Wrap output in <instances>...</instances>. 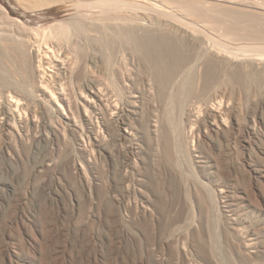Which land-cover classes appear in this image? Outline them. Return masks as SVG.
<instances>
[{
    "label": "rangeland",
    "instance_id": "1",
    "mask_svg": "<svg viewBox=\"0 0 264 264\" xmlns=\"http://www.w3.org/2000/svg\"><path fill=\"white\" fill-rule=\"evenodd\" d=\"M39 1L0 0V10L10 17L16 16L25 28L29 27L27 30L33 29L35 31L31 32L41 33L46 26L53 24L62 3L61 0H43L45 4L47 2V6L51 3V7L44 5L45 8L42 5L43 8H36L39 11L35 9L31 12L28 5ZM158 1L192 19L207 21L212 37L211 47H221L222 51L227 54L229 52L230 55H240L237 54L239 52H242L241 55H248L250 53L247 51L256 47L260 53H264V9H254L255 6L264 8V0H228L234 4L245 3L246 7L240 6L241 8L199 0ZM52 4H57L58 7ZM1 11L0 16L4 19L0 18V22L5 24L7 16L4 17ZM143 38L142 41H136V44L135 39L130 41L133 48L137 46L134 49L138 51L141 59V66L134 76L137 84H141L142 77L149 78L160 89L158 96L156 95L160 100L156 99L162 107L158 106L157 115L163 122L164 129L160 147H150L146 141L141 144L146 149V161L143 162L142 174H135L133 177L143 180L142 186L137 184V187L143 189V196L151 198L157 208L160 209L161 206V212L164 214V217H161L162 224L160 221L159 227L157 225L156 228L150 219L138 217L128 207L129 200L133 198L128 199L121 189L124 184V165L120 157L117 156L111 164L101 160L91 168L88 167V180L93 183L94 193L91 200L85 182L64 168V165H61L60 175H55L51 170L34 174L35 167L42 163L45 153L57 160L54 154L76 155L74 146H68L71 151L64 145L59 148L55 146L58 153H51V150L47 149L49 144L38 143L37 129L34 131L25 124L18 128L19 134L16 131L12 136L0 129V264H154L155 259L162 258L160 253L153 255L149 250L151 247L154 249L155 240L160 235L172 238L175 234L185 233L189 225L196 226L193 227L195 239L198 237L203 246L206 245V252L211 251L209 254L218 264H264V254H261L263 257L253 259L236 253L240 241L235 235L236 232L229 229L226 223L225 216L230 215L229 208L223 207L220 211L215 196V190L218 188L219 192V185L225 181V190L232 196V208H236L243 217L254 221L253 229L259 234L260 246L264 249V75L247 76L240 68L227 66L225 63H206L198 70L192 59L193 51L190 47L183 46L182 42L174 43L160 37L156 40L155 37ZM7 40L11 41L5 39L0 42L6 43ZM9 42L3 44L5 46L0 43V72H8V76L17 77L24 70L23 66L28 59L24 58L25 54L20 52L12 41ZM105 43L98 44L107 47L108 42ZM12 45H15V48ZM110 45L109 43V47L112 46L114 51L117 49L116 52L120 49L118 42ZM121 70L126 71L127 67L123 66ZM102 78L108 81L105 76ZM116 85L118 93L121 94V88L119 89L118 83ZM222 101L234 106H230L233 109L232 115L245 127L252 124L254 118L260 119L261 123L256 126L254 132H240L239 139L237 131L226 130L227 133L224 130L217 135L215 132H209L205 139L197 143L193 162L187 151V142L190 141L186 140L187 134L198 127L208 132L204 109L208 105L219 106ZM139 104L141 105L140 98ZM140 109L142 110V107ZM185 109L193 110V115L196 114L194 116L199 119L193 117V121L191 119V122L183 123L186 121L180 114ZM144 113V122L153 119L148 118L151 117L150 113ZM188 123L192 125L189 126ZM174 131L183 133L180 139L175 138L176 134L174 137ZM190 142L192 143V140ZM38 149L41 153L39 159H36L35 153L40 151ZM109 150H114V147ZM113 183H119V188L112 187ZM59 210L64 212V216L60 225L62 231L57 234L53 227ZM178 212L179 215L185 214L179 217ZM176 219L183 222L175 224ZM174 225L177 227L174 228ZM56 254L61 257L57 263ZM167 259L166 264H181L172 251ZM195 260L200 261L197 256H194L192 261L196 262Z\"/></svg>",
    "mask_w": 264,
    "mask_h": 264
},
{
    "label": "bare ground",
    "instance_id": "2",
    "mask_svg": "<svg viewBox=\"0 0 264 264\" xmlns=\"http://www.w3.org/2000/svg\"><path fill=\"white\" fill-rule=\"evenodd\" d=\"M41 1H39L40 3L30 4L31 7L28 5L31 12L36 8H43L44 5L47 6V2H51V0H46L45 4V0ZM54 1L56 2V0ZM61 1L62 7L57 13L55 20H53V24L50 23V26L44 27V30L42 28L43 31L41 33L31 32V30L35 31L33 29L27 30L29 27L25 28L16 16L10 17L3 10H0L1 13H4V17L5 15L7 16L5 24L0 22V40L10 39L16 45V48H19L20 52L26 55H23L24 58L27 57L28 59L26 65L24 64L23 66L24 70L22 73L20 75L16 74L17 77L8 76V72L6 74L0 72V129L10 133L11 136L25 124L33 128L34 131L37 129L39 131L37 135L39 142H37L39 144H41L40 142L49 144L47 149H50L51 153H56L57 148L55 146L58 148L62 147L61 145L74 146L77 150L76 155L74 153L63 156L57 151L58 155L54 154L57 156V160L50 158L45 153L42 156V163L36 167L34 166V174L42 173L44 170H51L55 175H60L61 165H64V168L73 172V174L75 173L85 182L84 185L91 200H93L94 193L93 183L88 180V167L91 168L94 163H99L98 161L101 160H106L111 164L117 156L120 157L121 161H123L122 165H124V184L121 189L128 199L133 198L129 200L128 207L138 217L150 219L154 227L158 228L163 222L161 217H164L161 212V206L160 209L157 208L151 198L147 199L143 196V189L137 187L138 183L142 186L143 180L137 179L133 175H140L142 172L146 149L141 144L146 141L150 147L152 145L153 147L155 145L160 147V138L164 126L157 113L159 110L158 106H162L156 99L158 98L156 95L159 88L156 87L152 79H142V77L141 84L136 83L134 74L141 66V59L140 55L137 54L138 51L136 52V49H134L137 46L133 48V43L130 41L135 39L134 42L136 44V41L141 40L143 37H146L143 39L155 37V40L160 37L161 39L164 38L162 40L168 39L174 43L182 42L183 46L186 45L193 51L192 59H194L196 69L201 70L206 63H225L227 66L240 68L246 75H264V53H260L261 51L257 47L252 51H247L250 53L248 55H241L242 52L237 53L240 55H230L229 52L227 54L224 50L222 51L221 47L218 49V46L214 47L212 45L214 49L211 47L212 37L207 27V21L201 22V20L192 19L181 11H177L163 2L160 3L158 0ZM199 1L223 6L232 5L233 7H243L245 4H242L243 2L234 4L232 3L233 1L229 2L228 0ZM57 3L59 5V1ZM50 4L47 7H51L49 6ZM26 6L24 9H26ZM255 7L254 9L258 11L264 9L258 8V6ZM36 10L39 11V9ZM11 41L7 40L9 43H12ZM106 41L108 46L104 47V44L101 46L102 42L105 43ZM7 42L0 43L5 46L3 44H8ZM116 42L120 43V49L117 52V49L115 51L111 49V45ZM98 43H101V45ZM109 43L111 47H109ZM255 43L258 42L255 41ZM15 45L12 46L15 48ZM6 57L9 58L8 56ZM123 66L127 67L126 71L121 70ZM104 76L108 81L102 78ZM117 83L119 89L121 88L120 90H122L121 94L116 89ZM139 98L141 99V105L139 104ZM224 102L219 103V106L208 105L205 109L203 108L208 120L205 121L208 132H204L203 128L198 127L196 129L191 128L192 130L187 134L188 136L186 135V140H192V143L189 140L187 142L189 143L187 151L193 162L195 157L193 155L197 153V143L205 139L211 132H215L217 135L224 130L237 131V133L239 132L238 138L240 132L241 134L244 130L254 132L256 126L260 125V119L254 118L253 122L251 121L252 124L245 127L237 117L232 115L233 109L231 107L233 105L231 106L229 103ZM199 104H201V101ZM140 107H142V110ZM190 110L185 109L180 114L182 119L186 121L183 123L191 122V119L193 121V117L197 118V116H194L196 114L193 115V110ZM145 111L147 114H151V117L148 118L153 119L144 122ZM38 115L41 116L40 119ZM190 124L188 123L189 126L192 125ZM182 135V132L174 131V137L177 140ZM110 147H114V150L110 151ZM40 153L41 150L39 153L36 151L35 158H38ZM196 165H198L197 161ZM224 182L219 185L221 187L219 192L218 188L215 190V196L220 211L223 207L229 208L230 215L225 216L226 223L229 229L231 228L234 233L236 232L235 235L240 241V245H237L236 253L239 256L253 259L261 257V254H264V249L260 246L259 234L253 229L254 221L252 222L248 217H243L236 208H232L234 206L232 196L229 191L225 190L227 185ZM115 183L111 184V186L117 187L119 183ZM140 197H143V199H140ZM179 204L181 205V203ZM182 214L185 213L180 215ZM180 215L179 217H181ZM63 216L64 212L59 210L53 227L57 234L62 231L60 225L62 224ZM182 220L177 221L176 219V221H173L174 223L176 222L175 224H179L177 222L182 223L184 221ZM158 223L160 224L158 225ZM178 226L180 227V225ZM194 226L189 225L187 232L175 234L172 238H166L163 235L161 237L160 235L155 240L154 249L152 247L149 248L153 255L154 253L162 255V258L154 260V264H166L167 257L171 256V251L174 252L181 264H218L213 259L214 257L209 254L211 251L209 253L208 251L206 252L208 250L205 249L206 245L204 247L198 237L195 239ZM176 227L174 225V228ZM175 245L176 249L174 250ZM209 250L211 249L209 248ZM194 256H197L200 261L195 260L196 262H193ZM59 257L56 254V263L60 260ZM62 258L65 259V257Z\"/></svg>",
    "mask_w": 264,
    "mask_h": 264
}]
</instances>
